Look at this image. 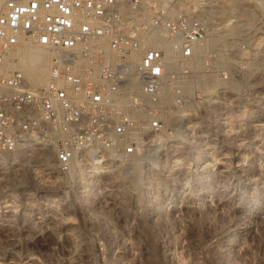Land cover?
Instances as JSON below:
<instances>
[{"label":"built area","instance_id":"1","mask_svg":"<svg viewBox=\"0 0 264 264\" xmlns=\"http://www.w3.org/2000/svg\"><path fill=\"white\" fill-rule=\"evenodd\" d=\"M263 3L2 1L0 154L36 145L52 155L47 179L0 195L30 209V250L44 254L25 264H108L115 227L108 210L91 209L108 208V195L82 197L76 210L53 193L76 163L96 176L111 161L155 160L162 141L197 121L227 137L250 125L264 105ZM29 45L46 52L42 82L25 71Z\"/></svg>","mask_w":264,"mask_h":264},{"label":"rangeland","instance_id":"2","mask_svg":"<svg viewBox=\"0 0 264 264\" xmlns=\"http://www.w3.org/2000/svg\"><path fill=\"white\" fill-rule=\"evenodd\" d=\"M225 1L238 7L249 0ZM184 130L162 141L155 160L111 161L96 176L75 171L53 193L70 198L76 210L85 208L82 197L108 195V208H91L108 210V229L115 227L108 264H264V105L233 137L214 120ZM37 148L0 154V195L48 178ZM126 173L139 175L138 182ZM25 205L0 202V264L44 254L30 250L36 234Z\"/></svg>","mask_w":264,"mask_h":264},{"label":"bare ground","instance_id":"3","mask_svg":"<svg viewBox=\"0 0 264 264\" xmlns=\"http://www.w3.org/2000/svg\"><path fill=\"white\" fill-rule=\"evenodd\" d=\"M2 1L3 0H0V9L2 6ZM21 53L27 63L25 68L26 73L30 75L35 81H44L46 52L40 46L29 45L22 48ZM37 149L38 150L34 152V155L38 158V160L44 165H51L50 161L52 155L46 151H42V149L40 148ZM76 168L77 170H75ZM75 171L76 175H82V173L84 172V166L80 163H76L70 170L68 176H73V174H75ZM126 175L130 176V179L134 183H137L140 178L139 175H137L136 173H126ZM12 264L14 263L12 262Z\"/></svg>","mask_w":264,"mask_h":264}]
</instances>
